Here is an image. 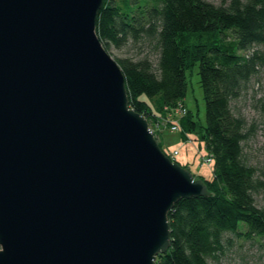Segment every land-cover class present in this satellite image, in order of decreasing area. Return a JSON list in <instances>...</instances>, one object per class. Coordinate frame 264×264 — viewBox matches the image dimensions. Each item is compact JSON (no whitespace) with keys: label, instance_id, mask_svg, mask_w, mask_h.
Wrapping results in <instances>:
<instances>
[{"label":"water","instance_id":"95a60500","mask_svg":"<svg viewBox=\"0 0 264 264\" xmlns=\"http://www.w3.org/2000/svg\"><path fill=\"white\" fill-rule=\"evenodd\" d=\"M103 0H0V264H155L208 197L130 109Z\"/></svg>","mask_w":264,"mask_h":264},{"label":"trees","instance_id":"16d2710c","mask_svg":"<svg viewBox=\"0 0 264 264\" xmlns=\"http://www.w3.org/2000/svg\"><path fill=\"white\" fill-rule=\"evenodd\" d=\"M120 4L103 0L98 11L95 31L104 50L141 43L151 45L155 57L115 59L129 108L149 128L155 125L166 111L184 105L186 74L195 67L205 105L204 125L183 106L180 133L183 140L191 136L202 143L211 156L210 177H199L210 196L181 199L168 212L170 247L156 256L155 264H209L232 245L231 238L263 241L264 246V209L254 203L264 194V176L245 161L247 123L231 108L264 70V53L255 50L264 45V0H230L217 6L205 0Z\"/></svg>","mask_w":264,"mask_h":264},{"label":"rangeland","instance_id":"374dc122","mask_svg":"<svg viewBox=\"0 0 264 264\" xmlns=\"http://www.w3.org/2000/svg\"><path fill=\"white\" fill-rule=\"evenodd\" d=\"M122 0H114V3L120 4ZM214 5L227 4L230 0H205ZM255 50L264 53V45H260ZM109 55L115 59L138 60L148 58L155 60L151 45L141 43H128L121 49L110 47ZM197 68L187 72V90L184 98V107L192 115L193 120L201 125L205 124V105L203 92L198 83L199 77L196 74ZM182 105V104H181ZM234 112L241 115L247 123L249 137L243 145L245 161L263 172L264 176V70L251 79L248 86L243 90L240 97L231 103ZM167 112L164 117L159 116V122L150 126L151 132L161 149L168 157L177 151L175 160L180 165L187 166V170L194 176L195 180L199 177L208 179L210 177L212 161L209 158L204 145L198 141L183 140L180 133V117L175 115L174 110ZM176 123L179 127L177 132L170 130L171 123ZM264 178V177H263ZM255 206L258 209H264V194L255 197ZM232 245L224 250V253L217 260L209 261V264H264V246L263 241L245 242L240 239L231 238ZM258 241V240H257Z\"/></svg>","mask_w":264,"mask_h":264},{"label":"built area","instance_id":"2783aa9c","mask_svg":"<svg viewBox=\"0 0 264 264\" xmlns=\"http://www.w3.org/2000/svg\"><path fill=\"white\" fill-rule=\"evenodd\" d=\"M174 113H175V115H177V116H179L180 118L181 117H183L184 115H185V113H186V111H185V108L179 103L178 104V107H177V109L176 110H174ZM179 129V127H178V125L176 124V123H171V128H170V130L172 131V132H177V130ZM178 155V152L177 151H174L171 155H170V157H168L171 161H175V157ZM211 161V156H209V158L207 159V161Z\"/></svg>","mask_w":264,"mask_h":264}]
</instances>
